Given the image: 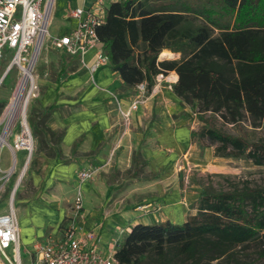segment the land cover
I'll return each mask as SVG.
<instances>
[{"label": "crops", "instance_id": "0c3cea01", "mask_svg": "<svg viewBox=\"0 0 264 264\" xmlns=\"http://www.w3.org/2000/svg\"><path fill=\"white\" fill-rule=\"evenodd\" d=\"M74 1L77 8L93 0ZM75 25L68 14L66 28L55 36L67 34ZM57 51L64 59L55 73H42L47 71L41 67L43 63L54 60L49 51L41 49L36 63L40 92L29 115L38 135L33 151L27 157L24 150H14L10 144L0 150L8 154L7 162L0 156L1 169L15 172L24 163L12 190L16 185V192L22 171L28 172V190L13 203L18 246L26 262L30 261L27 252L35 243L58 241L64 220L73 218L71 205L80 170H90L92 175L81 185L83 210L74 222L79 233L91 231L96 235L104 256H113L117 243L137 224L184 223L188 215L196 212L200 192L189 176L194 172H214L211 168L217 165L218 158L210 159L209 148L200 157L191 141L193 113L181 105L171 89L176 73H167L161 82L155 81L146 90L145 102L131 113L126 126L112 95L127 109L137 86L126 88L108 64L95 71L97 87L92 85L87 67L95 61L96 47L84 54V65L77 57ZM124 178L139 188L150 187L151 193L142 195L143 206L134 207L126 201L132 193L117 184ZM181 179L186 183L183 186Z\"/></svg>", "mask_w": 264, "mask_h": 264}, {"label": "trees", "instance_id": "16d2710c", "mask_svg": "<svg viewBox=\"0 0 264 264\" xmlns=\"http://www.w3.org/2000/svg\"><path fill=\"white\" fill-rule=\"evenodd\" d=\"M96 35L126 88L153 86L175 72L171 89L201 125L190 138L216 158L264 166V140L215 125L264 127V0L110 2ZM163 51L176 60L158 61ZM264 240V188L200 186L196 212L182 224H137L117 243V264H246L237 253ZM264 257V250L259 254Z\"/></svg>", "mask_w": 264, "mask_h": 264}, {"label": "built area", "instance_id": "2783aa9c", "mask_svg": "<svg viewBox=\"0 0 264 264\" xmlns=\"http://www.w3.org/2000/svg\"><path fill=\"white\" fill-rule=\"evenodd\" d=\"M118 1L132 0H93L89 5L72 9L69 16L76 21L75 27L67 34L55 36L52 40L53 48L63 51L69 56L77 57L82 65H84V54L91 48H97L94 63L87 67L90 82L96 87L93 75L99 67L108 63L107 57L100 47L96 27L104 20L106 6L110 2ZM54 7L55 0H0V61L5 56L6 50L13 51L6 70L8 72L10 68L14 67L20 76L13 95L24 77L25 71L29 70L31 74L34 71L42 46L49 34L48 27ZM163 79L164 76L158 74L155 77L156 84ZM36 89L34 83V89H32L28 102L30 99L36 98ZM136 89L138 93L127 109H123L120 100L112 95L117 111L126 126L131 113L145 102L144 96L147 90L145 83L137 85ZM4 114L0 123L3 121ZM21 126L22 130L15 135L11 148L25 150L30 155L33 149L31 135L30 132L29 134L27 132L28 126L26 128L22 121ZM10 127L13 131L15 125L12 123L8 125L6 133ZM28 137L31 139L32 148H28L26 145ZM4 146L5 144L1 143L0 150ZM91 175L92 171L90 170H80L77 173L76 192L71 205L74 216L58 241L35 243L34 248L37 251L35 264H117L113 256H104L99 251L98 240L93 232L79 233L74 222L75 217L83 210L81 185L89 180ZM0 264H19L18 227L12 203L8 205L4 213L0 214Z\"/></svg>", "mask_w": 264, "mask_h": 264}, {"label": "rangeland", "instance_id": "374dc122", "mask_svg": "<svg viewBox=\"0 0 264 264\" xmlns=\"http://www.w3.org/2000/svg\"><path fill=\"white\" fill-rule=\"evenodd\" d=\"M149 1L151 3H154V2L162 3V2H167L170 0H149ZM186 1L189 3H192L193 0H186ZM74 4H75L74 0H56L55 1V8L53 10V14H52L49 27H48L49 34L42 46L43 51L44 50L49 51L51 55H54L53 56L54 60L53 59L50 60L48 64H46L45 62L43 63V66L41 67L47 70V71H43L41 68L43 74H47V73L52 74L53 71L55 73V71L58 69V65L60 61L64 59V56L60 55L59 52L53 48L52 40H53V37H55V35H58L60 32H63L64 29L66 28L68 24V14L74 8ZM12 54H13V51L6 50L5 56L0 61V78L3 75L4 71L6 70L10 62ZM170 54L172 58H169V59L165 58L164 60H167V59L175 60V59H178L180 56L177 53L170 52ZM39 57H38V60H39ZM32 74L34 77V83L37 87V89L35 90L36 98H32L29 100L28 105L26 107L25 116H26V122H27V126L29 129L30 135H31L32 142L35 145L36 141L38 140V135L34 131L31 125L29 115L32 113V108H31L32 102L37 100L39 96V92H40L39 87L37 86L36 65L34 67V71ZM19 77L20 76H19L18 70L12 67L8 70L5 77L0 82V119L2 118V115L4 114L10 102V99L12 98V95L17 86ZM27 89H28V86L26 87L24 94H26ZM137 93L138 91H135L134 93H132L131 97L134 98ZM4 120L6 121V119ZM4 120L0 123V135L3 133V126L5 125ZM13 124L15 125L14 130L11 131L12 130L11 128L12 126H11L8 129V132L4 136V139L6 140L7 144H10L11 146L14 144L15 135L18 134L22 130L20 116H16V119L14 118L12 125ZM201 125L203 124L198 121L195 114H192L193 130H197ZM215 125L217 126V128H220L221 130L227 133L233 134V135H240L241 133H243L244 135H246L249 141L264 140V127L253 129L249 127L247 123L244 122L241 124V129H236L235 127H232L231 125H223L219 120L215 122ZM194 145L196 146V149L200 157L204 156V151L209 148V150L211 151L210 159L212 160L216 159V157L213 155V147H206L201 151L195 143ZM25 152L28 157L27 151ZM0 156L2 157L3 162L8 161V154L6 150L1 151ZM216 163L217 165L211 168V169H214V172H205V173L194 172L192 175L189 176V179L192 182L197 183L199 187L200 186L212 187L215 190H229L232 187L240 188L245 184H247L250 187L264 188V166H255L252 164L251 161L244 160V159L218 158L216 160ZM23 165L24 163H21L17 167L15 172H12V174H10L9 176H7L8 169L0 168L1 170L0 171V211L7 208L10 203H12L13 205L17 197L22 192L25 193L28 190V178H27L28 172L26 169V172L24 173V176L22 177L15 194L11 198L12 187ZM131 170L132 168L129 171ZM143 175H144L143 177H146L147 173L143 171ZM123 176L126 177V173L123 174ZM126 180L127 178L126 179L124 178L117 182L120 188L125 187L129 189V191L132 193L129 199L126 198V201L132 202L134 207L143 206L144 204H141V202L143 201L142 195L146 193H151L150 187L145 188L143 186V188H139V186L135 185L136 183L134 181L129 180V179L127 181ZM180 182L179 183L182 186H183V183L186 184L185 181L183 182V179H181ZM148 184H151V183H148ZM71 220L72 218L70 217L64 220L63 228L61 230V237L63 235L65 228L70 224ZM261 250H264V240H262V242H257L256 244L248 245L243 250L240 249L239 252L237 253V256H238V259L242 260L246 264H264V257H261L259 255L261 253ZM27 255H29L30 257L29 262H26V255L22 253L21 248H20L19 264H35L36 259H37V251L35 250V248H33L32 250H29L27 252Z\"/></svg>", "mask_w": 264, "mask_h": 264}, {"label": "bare ground", "instance_id": "6f19581e", "mask_svg": "<svg viewBox=\"0 0 264 264\" xmlns=\"http://www.w3.org/2000/svg\"><path fill=\"white\" fill-rule=\"evenodd\" d=\"M160 57L162 58H172L170 52L168 51H163L160 55ZM28 86L27 92L26 94H24V91L26 89V87ZM32 89H34V77L33 75L30 73L29 70L25 71V75L24 77L21 79V81L18 84L17 90L15 92V94L12 96L5 114L3 116V120L6 119L5 121V125H4V132L2 135H0V144L4 143L5 146L9 147V145L7 144V142L4 139V136L6 134V128L8 125H10L14 118L16 119V116H20L21 121L23 124H25L26 128H27V122H26V107H27V102L29 97L32 94ZM27 132L29 134L28 128H27ZM26 145L28 148H32V142L30 137H28L26 139ZM25 169L22 171V173L20 174V179L22 178L23 174H24ZM13 169H9L7 171V176L12 174ZM20 182V181H19Z\"/></svg>", "mask_w": 264, "mask_h": 264}, {"label": "water", "instance_id": "95a60500", "mask_svg": "<svg viewBox=\"0 0 264 264\" xmlns=\"http://www.w3.org/2000/svg\"><path fill=\"white\" fill-rule=\"evenodd\" d=\"M159 59L161 60H164L165 58H162V57H158ZM7 70L4 72V74L1 76V80L3 79V77L5 76ZM15 189H16V185L14 186L12 192H11V197L13 196L14 192H15Z\"/></svg>", "mask_w": 264, "mask_h": 264}]
</instances>
